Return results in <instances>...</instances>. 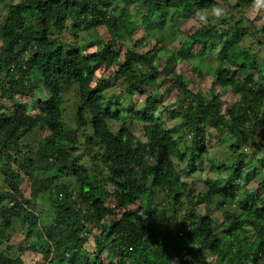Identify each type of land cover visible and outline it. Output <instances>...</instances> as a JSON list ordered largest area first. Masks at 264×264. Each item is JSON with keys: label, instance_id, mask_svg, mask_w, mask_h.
<instances>
[{"label": "trees", "instance_id": "16d2710c", "mask_svg": "<svg viewBox=\"0 0 264 264\" xmlns=\"http://www.w3.org/2000/svg\"><path fill=\"white\" fill-rule=\"evenodd\" d=\"M122 1L134 16L111 0H22L0 25V244L11 242L0 264H25L26 249L38 264H264V24L241 17L255 4L259 16L264 0ZM169 13L175 44L161 65L165 35L142 43L145 24ZM190 18L198 25L183 33ZM70 27L87 39L58 41ZM192 55L214 66L209 96L172 70ZM109 82L124 102L106 96ZM70 89L73 130L63 117ZM135 94L144 98L132 105ZM35 129L48 133L34 151L24 138ZM209 130L223 157L210 153ZM204 161L219 176L198 177ZM37 196L50 207L42 225ZM19 223L26 235L15 251Z\"/></svg>", "mask_w": 264, "mask_h": 264}, {"label": "rangeland", "instance_id": "374dc122", "mask_svg": "<svg viewBox=\"0 0 264 264\" xmlns=\"http://www.w3.org/2000/svg\"><path fill=\"white\" fill-rule=\"evenodd\" d=\"M22 0H0V25L2 23V21L4 20V18L7 15L8 9L17 4L20 3ZM112 1V6H111V10L114 9L115 13H119L121 10H125L126 14H128L129 16L132 15L134 16V11L132 9V6L127 5L126 3H124L122 0H111ZM222 1L219 0V3L222 5L223 3H221ZM256 6V7H255ZM221 9H217V10H213L210 11L209 13H205V14H201V17L203 16H217L218 14H220ZM258 12L257 9V4L254 5V7H251L249 9H244L242 12V20L245 23V25H248L249 23L248 21L253 22L254 24H264V10L263 11H259L260 15H255V13ZM166 21L164 24H153V23H147L145 24L147 27H149V31L147 30L146 32H144V36H145V41L142 43L143 45H146L149 41V39L152 38V33L156 32L157 34H161V35H165L164 37V43L165 45H169L167 46V48L162 49L159 52V59L157 60L158 62H160L161 65H163L166 61V56L169 55V51L168 48L172 45L175 44V41L173 42V37L174 35L171 33V28L169 27V23H171V20L169 18V14H166ZM69 24V23H68ZM71 25V24H69ZM144 25V26H145ZM198 23L194 18H190L187 22H185L184 24H182L181 26L179 25V29L183 32V33H190L192 31H194L197 27ZM102 31V30H101ZM136 31L138 33H142L143 31L141 28H137ZM86 34L85 31H83V29L81 27H79L78 29H71L68 28L63 32V35H60L58 37V41H64L65 44H69L71 46H76L78 43L80 45V43L82 42V39L80 40V38H86ZM147 38V40H146ZM87 39V38H86ZM81 41V42H80ZM172 43V44H171ZM82 44V43H81ZM251 45L253 46L254 50H258L261 51L260 55L263 54V50L260 47V44L258 42H252ZM148 47H150V45H147L146 47L142 48V50H146ZM95 50L94 46H90V47H86L85 52H93ZM199 61H198V56L197 55H192L190 56L187 61L184 64H175L173 67V71L176 72H181L182 76H183V82L189 87L191 88L193 91L195 92H201L203 95L205 96H209L212 94V87H211V80H212V76H211V71L213 70V65L208 64L207 62L204 63V65L199 66ZM194 65L199 67L201 69L200 71H197L194 68ZM137 71H139V69L135 68ZM160 70V69H159ZM102 73V71L97 70V75L100 76ZM108 76L107 72L103 73V77ZM163 78V75H161L160 73L158 74L157 79H161ZM109 85L104 89V92L106 94L107 97H113V100L117 101L119 100V102H124L125 101V96L126 95H120V91L118 89V87L120 86V84H115L112 85L111 82L108 83ZM172 88V87H171ZM171 88L169 89V92L171 91ZM172 90H174L175 95L177 94V87L175 85V87L172 88ZM173 93V92H172ZM37 96V93H36ZM169 96V97H168ZM173 95H164L163 98L161 99H166V98H172ZM224 98H227V94L223 95ZM144 96L140 95V94H135L132 97V105L137 102L138 100H143ZM175 97H173L174 99ZM172 99V100H173ZM35 100V99H34ZM5 102L7 103V105H9V101L7 102V100H5ZM73 102H74V94L72 92V90H68L65 94H64V101H63V106L65 107V111L63 113V117H64V123H65V127H67L68 130H73L75 128V122L73 119V115H72V106H73ZM168 102V100H165L164 103ZM174 120L176 121L177 118H174ZM174 120L172 119H168L169 125L174 123ZM48 133L47 130H43V129H35L33 132L27 134V136L24 138L26 139L25 142L29 143L30 145V150H37L39 147V144L41 143V139ZM134 133L136 134V136L140 135L138 130H135ZM211 140H210V144L208 145L209 147L212 146H216L214 148L211 149L210 153L213 155H218L220 157H223L226 153V148L224 147L223 144H221L219 141L218 143H216V141L218 140L217 138H219L218 134H216L215 132H213L212 130L208 131V135H212ZM225 136V134H222L220 136V138H223ZM257 139L259 142L264 144V137L262 136L261 133L257 134ZM33 148V149H32ZM184 152V150L181 149V152ZM258 155L263 154L264 152V146L263 147H259V150L257 151ZM77 154V152H76ZM187 152H184V158L179 161V162H185L186 158H187ZM80 157V155H79ZM82 161L85 159H88V156L86 154V152L82 151L81 152V158ZM175 160L178 161L179 158L178 156L175 157ZM200 171L197 172L198 177H200L201 179L205 178L206 175H209L211 177H217L219 176L217 174V172H211V170L209 169V163L204 161L201 165H199L198 168ZM57 182L60 184V182L57 179ZM251 185H253L252 183L248 185V187H251ZM22 190L28 195L29 197V182L26 180L22 185H21ZM205 191V190H203ZM154 200H156L157 202L162 201V197H163V192H156V194L154 195ZM201 207V206H199ZM31 208L40 215V223H38L37 225H41V223H44V221L46 220L45 218H47L49 212H50V207L48 202L43 201L42 198L40 197H35L33 200V203L31 204ZM203 209V208H202ZM213 211H217V210H213ZM219 219H221V217L219 216ZM36 230H39V226L35 227ZM14 229H15V244H14V250L15 251H19V245H21V242L24 241L25 239V235L26 233L24 232L26 230V227L24 225L16 224L14 225ZM27 237V236H26ZM35 238L39 237L40 240L43 239V236L41 234H38V236L36 237V234L34 235ZM29 238V237H27ZM248 239L250 240V236H248ZM252 240V239H251ZM11 242H8L6 239L2 240V244H0V247H2V249H6L8 248V246L10 245ZM24 245V244H22ZM20 254L21 257L24 258L25 264H38L36 262V259L34 257V253L28 249L21 251L20 250ZM19 254V255H20ZM227 261V260H226ZM226 261H223V264L226 263ZM45 264H51L50 262H46Z\"/></svg>", "mask_w": 264, "mask_h": 264}, {"label": "clouds", "instance_id": "9594fccd", "mask_svg": "<svg viewBox=\"0 0 264 264\" xmlns=\"http://www.w3.org/2000/svg\"><path fill=\"white\" fill-rule=\"evenodd\" d=\"M41 225H42V223H41Z\"/></svg>", "mask_w": 264, "mask_h": 264}]
</instances>
